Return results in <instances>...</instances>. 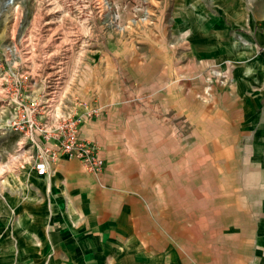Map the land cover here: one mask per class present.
I'll list each match as a JSON object with an SVG mask.
<instances>
[{"label": "crops", "instance_id": "1", "mask_svg": "<svg viewBox=\"0 0 264 264\" xmlns=\"http://www.w3.org/2000/svg\"><path fill=\"white\" fill-rule=\"evenodd\" d=\"M155 4L138 44L98 52L115 88L79 137L102 169L24 171L18 212L41 236L32 253L21 239L27 261L264 264V0ZM214 68L229 84L206 93Z\"/></svg>", "mask_w": 264, "mask_h": 264}, {"label": "rangeland", "instance_id": "2", "mask_svg": "<svg viewBox=\"0 0 264 264\" xmlns=\"http://www.w3.org/2000/svg\"><path fill=\"white\" fill-rule=\"evenodd\" d=\"M155 1L0 0V264H37L26 260L20 245L30 240L32 253L41 237L30 214L18 212L34 149L23 132L10 129V120L52 122L108 102L113 68L102 60L100 47L120 38L138 44V28L153 20ZM138 6L149 14L144 21ZM215 84L228 85L229 78L215 69L205 92ZM47 252L42 264H87Z\"/></svg>", "mask_w": 264, "mask_h": 264}, {"label": "built area", "instance_id": "3", "mask_svg": "<svg viewBox=\"0 0 264 264\" xmlns=\"http://www.w3.org/2000/svg\"><path fill=\"white\" fill-rule=\"evenodd\" d=\"M139 7V6H138ZM140 20L149 14L141 7L137 10ZM120 16L118 11L115 17ZM21 87V86H20ZM209 88V87H208ZM102 113L99 108L87 107L82 112H74L70 116H60L54 121L44 120L35 122L28 120H10V129L24 133L28 143L34 149L30 155L36 174L44 175L48 164L59 157L77 159L87 170L98 172L103 167V160L99 157L98 146L95 142L85 141L79 137L81 122L91 117H98Z\"/></svg>", "mask_w": 264, "mask_h": 264}]
</instances>
